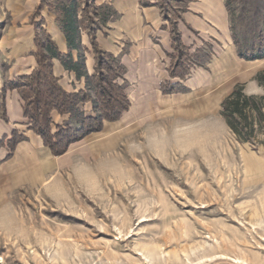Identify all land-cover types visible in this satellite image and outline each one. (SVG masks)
Returning <instances> with one entry per match:
<instances>
[{
	"label": "rangeland",
	"instance_id": "rangeland-1",
	"mask_svg": "<svg viewBox=\"0 0 264 264\" xmlns=\"http://www.w3.org/2000/svg\"><path fill=\"white\" fill-rule=\"evenodd\" d=\"M225 3L243 48L264 38V0ZM77 4L93 17V0ZM225 88L176 87L78 165L0 200V264H264V124L239 140Z\"/></svg>",
	"mask_w": 264,
	"mask_h": 264
},
{
	"label": "crops",
	"instance_id": "crops-1",
	"mask_svg": "<svg viewBox=\"0 0 264 264\" xmlns=\"http://www.w3.org/2000/svg\"><path fill=\"white\" fill-rule=\"evenodd\" d=\"M41 1L0 0V93L6 81L29 76L36 68L35 38L44 31L65 57L66 65L53 59V75L60 87L71 94L87 93L91 100L78 104V113L81 117H95V92L90 84L95 76V55L90 36L77 28L69 44L62 28L64 17L60 8L55 9L46 1L40 14L34 16ZM182 1L185 8L176 19L177 30L191 57L183 79L169 77L173 53L170 24L163 18L158 0H93V5L101 12L109 9L114 13L96 31L95 41L123 68V76L117 81L125 87L129 108L118 121H105L101 132L71 144L65 154L51 155L42 139L30 129L19 92L6 91L5 109L0 111V200H5L18 188L45 182L49 174H59L78 165V150L93 149V139L110 133L116 124L122 127L152 116L163 99L175 96L174 93L162 94L161 87L166 83L180 87V97L209 84L226 87L227 96L236 85H242L246 95L263 93L255 78L259 72H264V64L262 60L246 61L237 56L225 0ZM179 7L174 5L173 9ZM168 16L171 17V12ZM81 18L78 9L74 18L77 24ZM67 124L78 127V121L71 114L51 112L53 132ZM14 132L22 140L7 159V142Z\"/></svg>",
	"mask_w": 264,
	"mask_h": 264
},
{
	"label": "trees",
	"instance_id": "trees-1",
	"mask_svg": "<svg viewBox=\"0 0 264 264\" xmlns=\"http://www.w3.org/2000/svg\"><path fill=\"white\" fill-rule=\"evenodd\" d=\"M46 1H41L34 16L40 14ZM66 2L68 4H60V12L64 17L62 28L69 44L72 43L77 28L85 30L91 39L95 55V76L91 79L90 84L95 92V117H81L78 113V104L91 100L87 93L71 94L60 87L58 79L53 75V59H59L66 65L65 57L58 52L56 45L44 31L37 34L35 38L36 68L29 76L6 81L0 93V111L4 112L6 91L15 89L19 92L24 103V116L28 119L30 129L42 139L44 147L50 151L51 155L56 157L65 154L71 144L81 141L90 134L100 132L105 121H118L122 113L129 108L125 87L119 85L117 81L123 76V68L116 58L103 51L95 41L96 31L114 13L109 9H103L101 12V9L93 5V17L87 16V11H85L86 17L77 24V20L74 18L78 5L75 0H66ZM157 4L163 18L170 24L173 53L170 56L172 62L169 77L183 79L188 73L186 64L191 57L181 42L176 19L180 17V13L185 8L184 1L158 0ZM174 5L180 6L179 9H173ZM169 12H171V17L168 16ZM232 36L239 58L246 61L264 59L263 37H258L257 42L251 47L243 48L236 41L233 33ZM255 80L264 92V72L258 73ZM161 91L162 94L177 92L176 86L169 83L163 85ZM220 108V115L226 125L241 141L252 137L255 132L254 126L260 130L264 124V94L261 96L246 95L242 85H236L233 88L232 92L221 102ZM52 111H57L61 115L71 114L78 121V127L67 124L64 128H57L53 132L51 129ZM21 140L22 137L17 133L12 134L11 139L7 142L9 149L7 159Z\"/></svg>",
	"mask_w": 264,
	"mask_h": 264
},
{
	"label": "built area",
	"instance_id": "built-area-1",
	"mask_svg": "<svg viewBox=\"0 0 264 264\" xmlns=\"http://www.w3.org/2000/svg\"><path fill=\"white\" fill-rule=\"evenodd\" d=\"M189 65H190L191 67H193V66H194L192 63H189Z\"/></svg>",
	"mask_w": 264,
	"mask_h": 264
}]
</instances>
